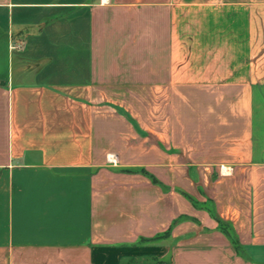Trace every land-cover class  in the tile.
<instances>
[{"label": "crops", "instance_id": "0c3cea01", "mask_svg": "<svg viewBox=\"0 0 264 264\" xmlns=\"http://www.w3.org/2000/svg\"><path fill=\"white\" fill-rule=\"evenodd\" d=\"M0 264H264V0H0Z\"/></svg>", "mask_w": 264, "mask_h": 264}, {"label": "clouds", "instance_id": "9594fccd", "mask_svg": "<svg viewBox=\"0 0 264 264\" xmlns=\"http://www.w3.org/2000/svg\"><path fill=\"white\" fill-rule=\"evenodd\" d=\"M105 2H107V0H105Z\"/></svg>", "mask_w": 264, "mask_h": 264}]
</instances>
